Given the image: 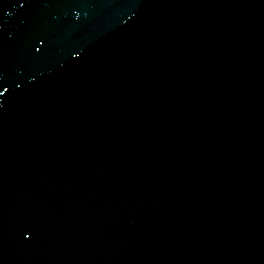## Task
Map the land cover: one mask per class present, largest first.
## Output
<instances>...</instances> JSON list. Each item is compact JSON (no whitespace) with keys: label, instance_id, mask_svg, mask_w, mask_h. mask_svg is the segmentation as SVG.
<instances>
[{"label":"water","instance_id":"1","mask_svg":"<svg viewBox=\"0 0 264 264\" xmlns=\"http://www.w3.org/2000/svg\"><path fill=\"white\" fill-rule=\"evenodd\" d=\"M0 264H264V0H0Z\"/></svg>","mask_w":264,"mask_h":264}]
</instances>
